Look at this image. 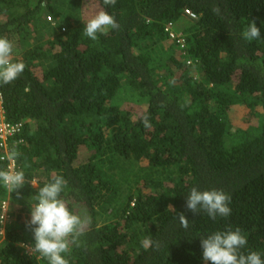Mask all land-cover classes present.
Masks as SVG:
<instances>
[{
    "label": "trees",
    "instance_id": "16d2710c",
    "mask_svg": "<svg viewBox=\"0 0 264 264\" xmlns=\"http://www.w3.org/2000/svg\"><path fill=\"white\" fill-rule=\"evenodd\" d=\"M101 10L120 27L93 41L84 27ZM252 20L261 38L248 42ZM0 36L26 65L0 84L7 120L23 125L10 150L25 174L18 190L0 183V264H48L23 245L55 176L91 218L69 264H206L201 238L229 226L264 259V0H0ZM193 187L230 194L231 215H193Z\"/></svg>",
    "mask_w": 264,
    "mask_h": 264
},
{
    "label": "clouds",
    "instance_id": "9594fccd",
    "mask_svg": "<svg viewBox=\"0 0 264 264\" xmlns=\"http://www.w3.org/2000/svg\"><path fill=\"white\" fill-rule=\"evenodd\" d=\"M105 5L115 6L116 0H103ZM217 15L220 14L219 7L212 9ZM120 25L115 17L107 11L101 10L89 19L84 27V35L96 41L99 34L107 35L109 28L118 29ZM177 34L178 32L175 31ZM242 37L252 42L261 38L260 28L255 20H252L241 33ZM13 43L6 36H0V84L7 85L17 80L24 72L26 65L23 61L13 60ZM174 83V81H173ZM145 129L151 128L147 116L143 118ZM21 154L13 147L0 160L9 162L18 159ZM25 182V174L22 170H14L9 166L0 169V183L5 187L20 189ZM66 186L63 176H55L53 180L39 189L34 197L36 203L31 205L30 220L27 227L33 233L34 246L30 248L32 254L38 253L47 259L48 264H69L65 258L70 253V245L79 246L80 237L85 235L91 223V218L86 210L79 212L69 207L68 203L61 197ZM19 195V192L17 193ZM231 196L223 190L200 191L193 187L187 197L185 207L193 215L206 213L210 218L217 216L227 218L231 215ZM174 210L173 205H168L167 210ZM182 228L189 227V219L183 212L177 214ZM248 243L247 237L239 227L235 230L229 226L225 231H217L201 238L203 260L208 264H264L262 254L258 251L243 249ZM159 247L158 242H153L151 237L141 240V245L148 249L150 246Z\"/></svg>",
    "mask_w": 264,
    "mask_h": 264
},
{
    "label": "built area",
    "instance_id": "2783aa9c",
    "mask_svg": "<svg viewBox=\"0 0 264 264\" xmlns=\"http://www.w3.org/2000/svg\"><path fill=\"white\" fill-rule=\"evenodd\" d=\"M187 15L191 16L192 18H196V15L191 13L190 11L186 12ZM49 21H51L49 19ZM166 31L170 34V38L175 40L177 43L181 44V48L184 49L185 40L181 38L179 34H177L174 31V24L170 23L166 29ZM23 125L22 124H11L6 117L5 108L3 106V101L0 96V149L3 150V153L1 156L5 155L6 152L10 150L12 146L15 145V139L22 133ZM19 143H22L23 141H18ZM1 162L7 163V168L11 166L14 170H20L18 168L16 160H13L11 162L7 160H0ZM5 209L7 208V204L4 205ZM7 214H4L2 219L7 220ZM31 245H23L24 251L28 253V255L35 256L38 255L32 254L30 252Z\"/></svg>",
    "mask_w": 264,
    "mask_h": 264
},
{
    "label": "rangeland",
    "instance_id": "374dc122",
    "mask_svg": "<svg viewBox=\"0 0 264 264\" xmlns=\"http://www.w3.org/2000/svg\"><path fill=\"white\" fill-rule=\"evenodd\" d=\"M135 94H136V93H135ZM129 95H130V96H136V95H134V92H131Z\"/></svg>",
    "mask_w": 264,
    "mask_h": 264
}]
</instances>
